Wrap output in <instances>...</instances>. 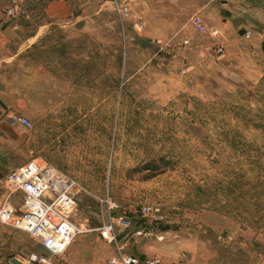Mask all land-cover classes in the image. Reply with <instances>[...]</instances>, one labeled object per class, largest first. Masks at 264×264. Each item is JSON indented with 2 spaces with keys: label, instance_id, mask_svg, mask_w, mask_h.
<instances>
[{
  "label": "rangeland",
  "instance_id": "obj_1",
  "mask_svg": "<svg viewBox=\"0 0 264 264\" xmlns=\"http://www.w3.org/2000/svg\"><path fill=\"white\" fill-rule=\"evenodd\" d=\"M14 1L26 16L5 14ZM46 1L0 0L34 37L16 65L13 110L0 117V202L1 178L37 157L79 184L76 221L109 222L99 198L116 201L118 238L132 241L140 228L135 236L149 239L126 248L140 259L264 264V0H116L127 14L115 0L43 10ZM221 18L231 26H215ZM12 114L32 127L15 133ZM21 196L8 197L16 213ZM153 204L160 222L140 210ZM38 250L27 232L0 223V264H36L28 255ZM98 250H84L79 264Z\"/></svg>",
  "mask_w": 264,
  "mask_h": 264
},
{
  "label": "built area",
  "instance_id": "obj_2",
  "mask_svg": "<svg viewBox=\"0 0 264 264\" xmlns=\"http://www.w3.org/2000/svg\"><path fill=\"white\" fill-rule=\"evenodd\" d=\"M115 5L117 10L127 14L129 8L126 5L117 3L116 0ZM5 14L9 18H19L26 16V10L20 2L14 1L6 8ZM200 22V19H195L198 30H203L204 26ZM209 31L214 35L218 33L213 27H209ZM244 35L249 37V31ZM155 44L161 46V39H155ZM215 51L220 53L222 46L216 45ZM7 124L15 133H22L32 127L31 120L21 114L9 115ZM1 180L8 192L6 198L0 202V223L22 229L42 248L40 251L29 253L30 262L62 264L59 257L73 238L92 230L76 221L74 217L79 184L73 177L54 166L43 165L37 157H31L21 167L9 170ZM15 191L22 194L20 213H16L14 206L8 201V197ZM99 202L108 212L109 222L103 223L97 230L101 238L115 248L114 254L108 257L106 264H160V258L157 256L140 259L126 251L131 240L126 236L118 238L114 217L110 215L111 211L118 209L119 204L109 196L99 198ZM140 210L152 221L160 222L164 219L159 204L142 205ZM119 222L125 229L129 227V222L122 217L119 218ZM143 233V230L138 228L132 233L131 239Z\"/></svg>",
  "mask_w": 264,
  "mask_h": 264
},
{
  "label": "crops",
  "instance_id": "obj_3",
  "mask_svg": "<svg viewBox=\"0 0 264 264\" xmlns=\"http://www.w3.org/2000/svg\"><path fill=\"white\" fill-rule=\"evenodd\" d=\"M74 1L77 0H49L46 1L45 6L43 5V10H73L74 8L71 9L69 5L73 4ZM215 26L223 29L224 27L231 26V23L229 19L227 20L225 18H221L220 21L216 20ZM23 31L24 26L20 21H17V19H8L4 16L3 11L0 10V117L3 115L4 111L13 110L10 93L16 89V65L17 63L25 64V62L28 61L27 58L22 57V55L28 51V49L31 50L32 45L34 44V37H25ZM26 94L28 95V92L26 93L24 90L22 95L20 94L19 99H25ZM7 96L8 98H6ZM85 221H87V219H83V221L80 219V222L83 225L88 226V228H91L92 230L81 235H76L73 238L68 248L59 257L60 260L63 259L62 264H79L83 251L92 248L99 250L103 249L105 252H107V254L104 252V254L99 256V259H97L98 257L93 256V261L91 262L92 264H96V261H100L104 257L107 260L108 257L114 254V246L101 238L99 231L97 230L99 226L91 227L85 223ZM132 239L133 240L130 241V245L131 242H138L141 244L142 242L147 243L149 240L136 236H134ZM129 251L132 252L128 248V252ZM131 254H133V252ZM141 255L142 254H140V256ZM81 264H85L84 261H82Z\"/></svg>",
  "mask_w": 264,
  "mask_h": 264
},
{
  "label": "water",
  "instance_id": "obj_4",
  "mask_svg": "<svg viewBox=\"0 0 264 264\" xmlns=\"http://www.w3.org/2000/svg\"><path fill=\"white\" fill-rule=\"evenodd\" d=\"M11 263H13V264H21V262L19 260H17L16 258H12L11 259Z\"/></svg>",
  "mask_w": 264,
  "mask_h": 264
},
{
  "label": "trees",
  "instance_id": "obj_5",
  "mask_svg": "<svg viewBox=\"0 0 264 264\" xmlns=\"http://www.w3.org/2000/svg\"><path fill=\"white\" fill-rule=\"evenodd\" d=\"M262 48H263V50H264V42L262 43Z\"/></svg>",
  "mask_w": 264,
  "mask_h": 264
}]
</instances>
